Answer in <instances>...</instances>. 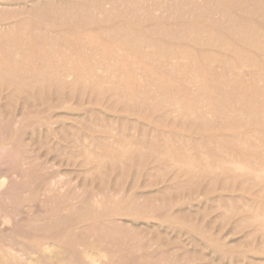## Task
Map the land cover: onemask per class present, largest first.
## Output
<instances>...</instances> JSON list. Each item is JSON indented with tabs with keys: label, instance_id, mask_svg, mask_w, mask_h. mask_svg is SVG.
<instances>
[{
	"label": "rangeland",
	"instance_id": "obj_1",
	"mask_svg": "<svg viewBox=\"0 0 264 264\" xmlns=\"http://www.w3.org/2000/svg\"><path fill=\"white\" fill-rule=\"evenodd\" d=\"M79 1L95 0H0V41L13 37L30 48L41 39L34 37L35 26L44 35L38 42L53 40L48 44L54 47L36 44L24 56L36 64L32 77L0 68V264H264V57L254 54L255 43L233 40L263 67L238 73L205 65L199 39L176 43L160 37L173 53L188 51L189 61L184 56L176 66L148 59L147 76L161 78V84L135 85L132 99L119 100L105 85L86 79L70 85L51 74L47 63L54 58L81 65L104 55L97 58L100 51L90 52L78 39L68 43L69 32H88L107 51L121 46L100 34L103 26H81L65 17L62 6ZM105 1L108 10L123 2ZM139 1L144 9L151 2ZM228 6L264 36L255 12ZM125 23L146 34L142 24H119ZM0 61L6 62L5 55ZM211 88L220 96L209 102ZM206 109H214V116ZM184 158L195 163L189 167Z\"/></svg>",
	"mask_w": 264,
	"mask_h": 264
},
{
	"label": "bare ground",
	"instance_id": "obj_2",
	"mask_svg": "<svg viewBox=\"0 0 264 264\" xmlns=\"http://www.w3.org/2000/svg\"><path fill=\"white\" fill-rule=\"evenodd\" d=\"M103 1H105V0H95V1L90 2L89 5H86V3L79 1L76 3L75 2L71 3L66 8L62 6V8L66 10L65 11V17L66 18H70V16L77 18L76 20H78V21H74V24H77V25L79 24L81 26H86V27H90V26H93V27H99L100 26L101 27V26H103L104 28L101 29L100 34H102V36L108 37V39H110V40L112 39L111 41H113V40H114V42L116 41L117 44L121 45V46H118L117 48L115 46V49H113V51H110L112 49L109 47L110 50L107 51L105 49L106 47L102 48V45H97V43H98L97 40H94V38L92 37V35L90 33L85 32V31H83L85 33L80 32L81 34L75 33V32H69L68 36H70V38L69 39H68V37L66 38L67 40H69L68 43H70V40L72 41L71 38H74V40L78 39V41H80L82 44H85L86 46L89 45L88 46L89 51L90 50L92 52L95 51V53L100 51V52H98L99 55L97 56V58L100 57L101 53L104 54L105 56L103 55L102 57H100V60H97V62H93L94 64H90L88 61H86V63H83L81 65H79L73 61H63L62 59H65L63 57L64 56L63 53H62L63 55L61 53L59 54V56L62 55L63 58H60V57H59V59L57 58L58 60L56 62H53V61H55V58L53 56L52 58H54V59H53V61H51V64L50 63H47V64L50 67L49 69L52 70L51 74L54 73V75L53 74L52 75L55 76V79L65 81V82L69 83L70 85L75 84L77 82L82 83V80L86 79L85 80L86 83L89 81L90 83L95 84V85H105L107 88H109V90H114L115 92L112 93L111 98L117 97V99H118V97H119V100H121L120 98L132 99L134 97V93H133L131 88L134 87L135 85L136 86H142L143 84L144 85L146 84L149 87H156L159 83L161 84V81H160L161 78L155 79L153 77L154 78L153 79L152 77L147 76L148 73H147V69H145V68L148 67V64H149L148 59H154V58L165 59V60L169 61L171 64L176 65V63L178 64V62L181 60V58L186 56V57H188L187 59L189 61V54H187L188 51H187V53L185 52V49H184V51H182L181 50L182 47H181L180 50L178 48L180 54L179 53L178 54L173 53L172 51H170V49L163 47L164 43H163V45H161V43L158 42L157 39L160 37L168 38V39H174L176 41V43L183 41V40H187V41L188 40H191V41L195 40V41H197V39H199V42L202 44L201 46L203 49V50H201V48H200L201 46H199L200 50L202 51L201 53L203 54L201 58L203 59L204 64L209 66V67L220 69V67L222 66V67L227 68V69L228 68L235 69L238 73H242L243 71H245L246 69H248L250 67L251 68H257L258 70L262 71L263 67L260 65V63L257 61V59H254L252 56L254 54L255 55L261 54L262 57H264V36L260 33L259 28H257L258 26L254 27L255 22H254L253 26L251 27V25H250V27L248 29V26L247 27L245 26L246 23L244 24L245 20H243L239 16L236 17L237 14H234V12L228 8L229 7L228 5H231L233 9H236L239 12H244V11L255 12L256 15L258 16L257 18H259V19L261 18L260 23L263 25L264 24V0H151V2L148 4V6L145 9L143 7H141L142 5L140 4V1L137 2V0H123V2L120 1V3H118V4L115 3V4H112L111 7L109 6L111 8L109 10H108V8L107 9L103 8L104 7L102 4ZM67 2H69V1H67ZM105 3H106V1H105ZM125 4H127V6H128V8H127V6L125 7V10L117 8V5L120 6V8H121V6H125ZM106 6H108V5H106ZM55 7H57V6H55ZM50 10L53 11L52 8H50ZM110 10L112 11V13H110L111 17L109 15ZM55 12L56 11H54V15L56 14ZM57 12H59V8H58ZM40 13H41V10H40ZM59 13H62V12L60 11ZM59 13H58V15H59ZM216 13H218L219 15H216ZM95 14H98V16L94 17ZM63 15H64V13H63ZM58 17H61V16L59 15ZM142 18L144 19V21L140 22L142 20ZM55 19H56V17H55ZM59 21L60 22L63 21V16L61 19H59ZM120 21L130 22L134 25L142 24V26L146 30V34L141 33L139 31H137L136 29L129 27L127 25V23H125V25H123L124 23L120 25L119 24ZM156 21H158V22L161 21V22L156 23ZM162 22L163 23L168 22V23H170V26H165ZM201 22H204V24H201ZM153 23H155V24H153ZM65 24H66V22H65ZM2 25L3 24H1L0 26H2ZM25 26H27V25H25ZM57 26H59V25H57ZM26 28L27 29L25 31H28L29 28L28 27H26ZM36 28L37 27H35V26L32 27V32H33V30H35V32L33 33L34 37L35 38H41L39 40L42 41V38H44V35L41 34L39 29H36ZM236 28H237V32H235V34L232 33L231 30H233V29L236 30ZM244 28H246V29H244ZM229 31L234 35V36L232 35V37H233L232 40L230 38H227ZM27 35H29V33ZM57 35H58V33H57ZM22 36H24V35H22ZM46 36H47V33H46L45 37ZM152 36H157V38L156 37L152 38ZM0 38H4V37H0ZM26 38L28 39V36L25 37L24 39H26ZM35 38H34V40H35ZM45 39H47V38H45ZM66 39H65V41H66ZM39 40H36L37 41L36 43H34L35 42L34 41L33 44L30 46V48H28L29 47L28 45H27V47L25 45V44H28L29 42L27 43L25 41V44L23 45L22 44L23 40H22V43H19L17 41V39L13 38V37H12L10 43H3V41H0V55H5V57H6V62L0 61V68H2V69L5 68L7 71L13 72V74L18 73L22 77H26L28 75H31L33 70L36 69L35 68L36 64L34 63V65H33L32 63H30V61H29L30 59L29 60L26 59L25 55H27V54L30 55L32 53L33 49L34 50H35V48L37 49L38 47H36V44L38 46L40 45L41 47L45 46V45H43V43L38 42ZM57 40H58V36H57ZM233 40H234V42H236L237 40H245V41H249V42L253 41L255 43L254 45H252L253 48L255 49V51L252 50V51H254V54L252 56H250V55H244V54L240 53L237 49V46L236 47L234 46ZM55 41H56V39H55ZM48 42L46 41V46H47ZM52 42H53V40L51 41V43ZM31 43H32V41H31ZM102 43H104V42L102 41ZM50 44H48L49 45L48 47L52 48V46ZM66 44H67V42H66ZM77 44L78 43H76V46H77ZM171 44H175V43H171ZM46 46H45V48H46ZM79 46H81V45H79ZM98 46H101L102 50L100 49V47L98 48ZM180 46H183V45H180ZM239 46H241V45L239 44ZM57 47H59V46H57ZM61 47H64V45ZM65 48H66V45H65ZM75 48H76V50L78 49L77 47H75ZM83 48H84V46H83ZM212 48L213 49L217 48L223 52L233 53L236 57L235 60L237 62H234L235 60L233 61V59H229V57H228L229 54L227 56L226 54H224V53L222 54L221 52L219 55L212 53V51H211ZM43 49H44V47H43ZM46 49L49 50V48H46ZM58 49H60V48H58ZM171 49H172V47H171ZM245 50H248V49H245ZM70 51H71V49H70ZM75 51H74V53H76ZM133 51H135V53L137 55H136V57H134V55H132V57L140 59V61L137 59L134 60V58L130 57V55H131L130 52L132 53ZM90 52H89V54H90ZM184 52L186 53V55L184 54ZM198 52H199V50H198ZM217 52H219V51H217ZM77 53H80V51H78ZM194 54H196V53H194ZM37 57H38V55H37ZM49 57H50V55H49ZM93 57L91 59L90 58L89 59L92 61ZM17 58H19V59H17ZM195 58L193 57V60H195ZM256 58H258V56H256ZM86 59H88V58H86ZM50 60H52V59H50ZM66 60H68V59H66ZM95 61H96V59H95ZM188 61H187V63L190 64L191 62H188ZM151 62H153V61H151ZM130 63H131V67L129 68L128 66H130ZM133 64L135 66L134 68H132ZM188 64H186V65H188ZM188 68H189V66H188ZM178 69H180V68H178ZM209 70H210V68H209ZM158 71H160V70H158ZM190 71H191V69H190ZM162 73H164V71ZM167 73L171 74V72L170 73L167 72ZM226 74H227V72H226ZM231 74H233V71ZM200 75H202V74H200ZM236 75L237 74L235 73V76ZM263 75H264V73H263ZM31 77H32V75H31ZM168 77H169V75H168ZM195 77H192V78H195ZM200 77H202V76H200ZM227 77H229V76H227ZM258 77H257V79H258ZM171 79H173V77ZM173 80L176 81L175 78ZM198 80H200V78ZM261 81H260V83H261ZM10 83H12V82H10ZM191 83H194L192 85H195L197 88V84H196V82H194V80L191 81ZM206 85L208 87V84H206ZM215 86H213V87H215ZM156 88H158V87H156ZM159 90H161V89H159ZM210 90H211L212 94H214V95L211 94L210 95L211 97L210 96L207 97L209 102H210V99L217 98L220 96L219 94H217L216 89L211 88ZM228 90H230V89L228 88ZM152 91H153V88H152ZM208 91H209V89H208ZM242 92H243V90H242ZM242 92H241V94H242ZM157 93H159V91ZM180 94H183V93L181 92ZM228 95H230V94H228ZM195 96L197 98V95H195ZM158 97H156V98H158ZM151 98H153V97H151ZM239 98H241V97H239ZM259 98L257 96V100ZM218 99H220V98H218ZM194 100H195V98H194ZM202 101H203V99H202ZM232 101H233V99H232ZM187 104H188V102H187ZM204 105H207V104H204ZM243 106L245 107V105H243ZM218 107H220V106H218ZM211 109H206V111L208 114H210V116L211 115L214 116V109L213 110H211ZM220 109H222V108H220ZM247 111H249V110H247ZM191 115L195 116L196 115L195 111L191 112ZM238 115H240V114H238ZM17 119H18V117H17ZM259 122H260V120H259ZM215 125H217V124H215ZM232 126H234V125H232ZM257 144H259V143H257ZM130 145H129V148H131ZM120 152H121V150H120ZM89 156H91V155L89 154ZM192 157H193V155H192ZM181 158L179 156V159H181ZM189 158H191V156ZM189 158H188V160H189ZM181 161H182V159H181ZM186 163L188 164L187 160H186ZM193 163H195V162L193 161ZM193 163L190 162V165L188 164L189 167H192ZM242 163H243V161H242ZM195 167H196V165H195ZM198 167H199V165H198ZM183 168L184 167H182V169ZM176 169H178V168H176ZM262 169L264 170V167H262ZM192 170L188 169V171H192ZM186 173H188V172H186ZM84 210H85V208H84ZM65 217H67V216H65ZM63 222H66V221H63ZM50 245H54V244H50ZM50 245L48 244V246H50ZM53 247H55V245ZM56 247H55V249H56ZM55 253L57 254V251H55ZM59 254H57V255H59ZM63 255L64 254H62V256ZM62 256H60V257H62ZM84 256L86 257V254ZM97 256H99V255H97ZM101 257H103V255ZM105 257H103V258H105ZM86 258L84 259L85 261H86ZM56 261H58V260H56ZM60 261H59V263H60ZM64 261H66V260H64ZM88 262H90L91 264H97L96 263L97 261L95 262V260L88 261ZM64 263H66V262H64ZM87 264H89V263H87Z\"/></svg>",
	"mask_w": 264,
	"mask_h": 264
}]
</instances>
